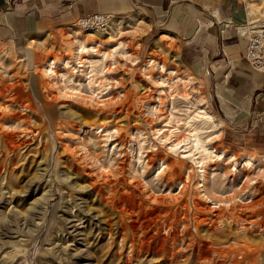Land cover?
Returning <instances> with one entry per match:
<instances>
[{"label":"rangeland","instance_id":"obj_1","mask_svg":"<svg viewBox=\"0 0 264 264\" xmlns=\"http://www.w3.org/2000/svg\"><path fill=\"white\" fill-rule=\"evenodd\" d=\"M234 2L240 34L264 27V0ZM136 7L0 39V264H264L254 126Z\"/></svg>","mask_w":264,"mask_h":264},{"label":"crops","instance_id":"obj_2","mask_svg":"<svg viewBox=\"0 0 264 264\" xmlns=\"http://www.w3.org/2000/svg\"><path fill=\"white\" fill-rule=\"evenodd\" d=\"M131 6L142 14L148 9L171 28L186 64L218 85L228 111L240 117L234 125L252 123L264 148V74L250 70L243 58L248 34L238 32L233 0H0V39L55 31L86 14L112 16Z\"/></svg>","mask_w":264,"mask_h":264},{"label":"built area","instance_id":"obj_3","mask_svg":"<svg viewBox=\"0 0 264 264\" xmlns=\"http://www.w3.org/2000/svg\"><path fill=\"white\" fill-rule=\"evenodd\" d=\"M109 20L108 13L95 12L77 18L74 23L84 30H102ZM243 58L251 69L264 72V27L250 32L244 47Z\"/></svg>","mask_w":264,"mask_h":264},{"label":"bare ground","instance_id":"obj_4","mask_svg":"<svg viewBox=\"0 0 264 264\" xmlns=\"http://www.w3.org/2000/svg\"><path fill=\"white\" fill-rule=\"evenodd\" d=\"M112 20H113V18H112V16L110 15V20H109V22L107 23V26H105L102 30H88V31H94V32H97V31H104L105 29H107V28H109V26H110V24H111V22H112ZM113 50V49H112ZM89 51V49L88 48H85V47H83V48H81L80 49V52H79V54H82V53H86V52H88ZM49 63V62H48ZM50 65V64H49ZM162 69V68H161ZM173 72V71H172ZM172 72H171V74H172ZM190 118H196V120H208V121H210L211 119H212V116H211V114L210 113H208L205 109H203V108H199V109H196V111L193 113V115L190 117ZM210 127V126H209ZM188 129H190V128H188ZM190 131V134L189 135H192V136H196L197 135V129L195 128V127H193L192 128V126H191V129L189 130ZM189 133V132H188ZM189 137V136H188ZM197 137V136H196ZM187 138V136H185L183 139H181V140H179L177 143H175V145H177V144H179L181 141H185V139ZM199 139H194V141H195V144L197 145L198 144V141ZM199 148H201L202 149V151H206V149H204V148H202V147H199ZM209 151V150H208ZM208 151H206L207 153H209ZM205 152V153H206ZM215 155V154H214ZM209 156V155H208ZM216 157H217V159H221V158H223L222 156H217L216 155ZM251 160V159H250ZM249 159L248 160H246L245 162H244V164L242 165L243 167H245L246 169H249V168H251L252 167V162L250 161Z\"/></svg>","mask_w":264,"mask_h":264}]
</instances>
